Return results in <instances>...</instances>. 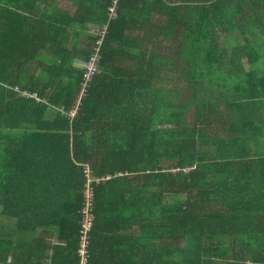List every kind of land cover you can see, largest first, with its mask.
<instances>
[{"label": "trees", "instance_id": "1", "mask_svg": "<svg viewBox=\"0 0 264 264\" xmlns=\"http://www.w3.org/2000/svg\"><path fill=\"white\" fill-rule=\"evenodd\" d=\"M86 172V264H264V0H0V264L80 263Z\"/></svg>", "mask_w": 264, "mask_h": 264}, {"label": "built area", "instance_id": "2", "mask_svg": "<svg viewBox=\"0 0 264 264\" xmlns=\"http://www.w3.org/2000/svg\"><path fill=\"white\" fill-rule=\"evenodd\" d=\"M114 16L113 7L109 8V17ZM103 35V34H101ZM101 41L98 40L96 42V53L93 54L90 58V60L85 64V81L87 82L88 78L93 75L97 71V63L99 59L98 55V46L100 45ZM87 182H86V188L84 190V197H85V203L83 208L81 209V213L83 215V223L81 225V235H80V247L78 250V253L80 255V263L79 264H86L87 263V249H88V230L90 229L92 225L93 216L91 213V198H92V189L90 187V183L96 181L97 179L91 177L90 172H86Z\"/></svg>", "mask_w": 264, "mask_h": 264}, {"label": "crops", "instance_id": "3", "mask_svg": "<svg viewBox=\"0 0 264 264\" xmlns=\"http://www.w3.org/2000/svg\"><path fill=\"white\" fill-rule=\"evenodd\" d=\"M34 1L36 2V1H40V0H34ZM47 1L48 0H45V2H47ZM50 1L56 2V0H50ZM41 234H43L44 236H47L48 235L49 242H54L55 241V238H54V241H52V237H53L52 233H46V232H44V233H41Z\"/></svg>", "mask_w": 264, "mask_h": 264}, {"label": "rangeland", "instance_id": "4", "mask_svg": "<svg viewBox=\"0 0 264 264\" xmlns=\"http://www.w3.org/2000/svg\"><path fill=\"white\" fill-rule=\"evenodd\" d=\"M47 237H48V235H47ZM54 238H55V237L53 236V237H52V241H54Z\"/></svg>", "mask_w": 264, "mask_h": 264}]
</instances>
